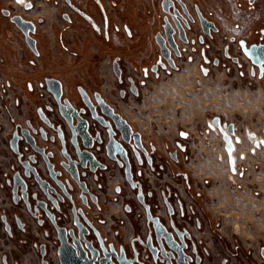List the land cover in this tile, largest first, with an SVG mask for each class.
<instances>
[{"label": "crops", "instance_id": "obj_1", "mask_svg": "<svg viewBox=\"0 0 264 264\" xmlns=\"http://www.w3.org/2000/svg\"><path fill=\"white\" fill-rule=\"evenodd\" d=\"M29 1L33 7L24 10L15 0H0V76L15 83L0 100V169L5 170L11 157L5 142L14 124H24L39 109L35 89L28 84L33 78L29 63L34 61L46 76L72 89L96 92L110 103L145 145L156 151V170L159 159L166 161L159 178L163 185L156 189L157 201L164 192L180 224L184 220L179 217L178 202L186 216L193 212L200 227L189 230L203 256L202 264H262L264 76L252 77L250 70L242 73L233 62L207 66L199 52L190 55L188 48L179 44L185 52L176 60L175 71L152 74L142 96L127 94L122 98L113 64H119L124 76L136 78L145 71L153 73L158 60L153 38L160 31L161 12L155 0ZM183 2L203 13L209 7L208 0ZM260 2L264 4V0ZM3 10L34 24L36 59L20 42ZM218 39L220 36H215L210 57L223 48ZM235 52L231 47L232 55ZM214 118L220 124L233 125L231 157L242 175L236 193L229 188V157L222 135L211 124ZM181 133L186 140H181ZM177 143L185 146V152L177 149ZM172 151L178 152L176 164L167 157ZM170 170L190 180L189 193L182 178L175 182L167 178ZM155 179L151 181L155 183ZM103 215L119 222L118 236L124 243L145 227L142 214L125 212L121 199L110 204ZM28 259H35L33 250L19 256L20 264H27Z\"/></svg>", "mask_w": 264, "mask_h": 264}, {"label": "flooded vegetation", "instance_id": "obj_2", "mask_svg": "<svg viewBox=\"0 0 264 264\" xmlns=\"http://www.w3.org/2000/svg\"><path fill=\"white\" fill-rule=\"evenodd\" d=\"M65 1L68 2V0ZM222 1L223 0H208L209 8L207 9V12L203 13L199 10L205 19L215 26L217 34L213 35L212 38H208L201 33L198 25H196L193 26V30L188 33L189 44H179L180 46L183 45L187 47L190 55H195L199 52L201 60L207 66L213 65L217 67L219 65H226L229 62H233L242 73L250 70L252 77H255L257 74L258 78H260V71L245 57L239 46V42H244L246 48L252 45L264 44V4H261L260 0H235L242 10H252L257 13V17L253 19L249 27L241 32V36L236 38L227 36L213 20V17L218 11L222 12L224 19L228 20V14L225 12L224 3ZM155 2L158 4V9L161 12L160 31L156 33V35H158L162 34V18L164 14L160 7L161 0H155ZM27 3L30 4L29 8H25V4ZM17 4L23 7L24 10H29L33 7L32 2L29 0L21 1ZM194 8L191 9L189 7L192 13L194 12ZM5 13H8V15ZM3 15L9 19V24L15 28L18 38L25 44L22 33L10 22L11 17L19 15H12L9 10H3ZM21 19L26 23H30L22 17ZM30 24L33 26V32L30 33V36L32 37L35 27L34 24ZM215 36H220L223 39V48L219 49L214 56L210 57L208 52L216 42ZM155 37L153 38V43ZM201 38L202 42H200ZM232 40L234 42H231ZM197 46H200L201 49L197 50ZM155 47L158 53V60L152 71L153 73L145 71L136 78L124 76L119 64L116 62L114 64L118 65V74L120 75L117 77L113 64V72L117 79V85L122 98L127 94L132 95L133 97L142 96L143 91L147 87V80L152 74L157 76L162 72L171 74L177 69L176 60L182 57L185 49L180 47L181 56L179 58H174L173 56L175 68L172 69L161 57L158 47L156 45ZM231 47H235L236 52L234 55L231 53ZM27 49L32 52L28 47ZM37 56L38 52L37 54H34V59H36ZM29 65L32 68L31 74L33 78L29 80L28 84L31 90L35 89L38 97L39 109L37 110L36 116L25 121L24 124L15 123L13 132L5 142V146L11 157L6 161L7 164L5 165V170L3 171L0 169V264H20L19 256H27L31 250L35 253V259H28L27 264H42V262H46L47 264H60L58 257V249L60 247L58 230L61 233H66L68 239V231H77L75 221L88 231V235L85 236V239L92 245L93 250L96 251L97 258L95 264L98 263L99 259L106 257L108 258H106L107 260L105 264L114 262L112 252L114 250L118 251L120 248L124 250L126 257L131 259L133 258L132 248L139 249L137 240L141 239L142 241H146L149 236H153L152 223L146 220L144 206L149 208L152 217L158 218L160 224L168 231H172L170 225L173 224L174 227L183 234L184 242L187 246L185 255L190 258V261L187 262L185 260V263L202 264L203 256L198 249V243L194 240L192 233L189 230V227H200L192 216L193 212H190V215L186 216L183 205L178 202V208L180 211L179 217L184 220V222L180 224L177 221V214L170 199H164V192L161 194V201H157L156 189H160L163 185V181L161 183V179L159 181V178H162L161 173L165 169L164 165L166 164V161L159 159L160 165L158 170H156L155 161L153 159V155L156 151L145 145L141 135L135 132L130 124L116 113L112 105L103 99L98 93L89 92L82 87L77 89L69 88L59 79L48 77L43 74L41 66L38 64L36 65V62L32 61ZM46 80L59 81L62 85V99L70 101L71 105L81 112V118L87 122L88 132L90 134L94 133V131L102 132L106 140L105 143L98 146L99 150L93 148L91 151L95 157L96 163L94 170H79L76 182L64 175L57 167L53 168L54 181H51L48 177V171L44 169L42 162L37 160L36 164L31 166L32 168H35L33 169L35 170L36 177H40V181L42 182L46 181L49 183L53 190L52 193L46 194L45 196L41 189L34 183L33 179L26 180L28 185V202L30 205V210H28L21 200L17 203L13 200V178L17 173L18 176L21 177L23 168L18 162V157L11 151L9 141L12 135L15 132L19 133L21 129L28 130V126H32L35 129L37 126H41L45 131L44 135L46 141L37 135L35 136L36 146L40 149H45L46 153L47 151L53 150L59 156V149L56 148L55 144L49 142V139L56 136V134L42 123L46 121H58L59 124L62 123L58 116L57 106L53 96L46 89ZM14 84V81L7 80L0 76V100L4 97L7 87L13 86ZM132 85L136 88L137 96H134L130 91ZM83 99H85L84 101H86L90 107L96 108L94 111V117L96 119L101 117L105 124L110 125L109 131L114 134L112 120L110 118L102 117L100 115V110L97 108L99 102L108 105L112 109L113 114L119 115L130 126L132 133H136L140 136L139 143L144 152L136 151V155H134L130 146L123 144L118 135H113V140L121 143L126 161L120 159L118 155L115 156V160L109 159L106 150L104 149V146L108 142V134H105V131L90 118L88 110L83 103ZM16 104H18L17 101ZM106 131H108V129H106ZM180 137L182 141L186 140L185 135H180ZM178 145L183 147L184 151H181ZM176 146L181 152H185L184 145L177 143ZM18 147L19 150L22 151L25 147L24 142L19 141ZM177 153V151H172L167 156L168 160L173 164L178 163ZM28 155H30L29 151L24 152L21 161H26ZM126 168H128L130 181L135 185L134 187H132L127 180ZM156 171H158L157 174H155ZM31 177L33 178L32 175ZM151 178H156L155 183L151 181ZM167 178L174 182L182 178L185 190L189 193L190 180L185 175L180 174L175 170H170ZM240 178H242V175ZM164 189L171 194L170 187L166 188L165 185ZM238 189H240V183ZM33 194H36L37 197L35 201L31 199ZM139 195L142 197L144 205L140 203ZM117 197H120L121 206L125 212H135L140 216L142 214L145 223L144 229L137 230L135 237L129 243H124L118 236L117 228L119 222L111 218H106L103 215V213L109 208L110 204H116V202L120 200L119 198L117 200ZM36 201L43 202L45 207L43 209L41 207H36ZM95 231L98 232L99 236L95 235ZM41 247H43L42 250ZM8 248L10 249L9 252L6 251ZM41 252H44V256H41ZM139 252L140 256L138 259L142 264H165V261L160 256H158L155 261L153 260L152 255L146 250L140 249ZM87 257L90 258L89 256ZM260 258L262 264H264V247L261 248ZM243 259L249 263L247 258ZM244 260L242 262H244ZM172 264H175V262L172 261Z\"/></svg>", "mask_w": 264, "mask_h": 264}, {"label": "water", "instance_id": "obj_3", "mask_svg": "<svg viewBox=\"0 0 264 264\" xmlns=\"http://www.w3.org/2000/svg\"><path fill=\"white\" fill-rule=\"evenodd\" d=\"M15 1L16 3H20L25 0H19V2L18 0ZM29 7V3L25 4V8ZM160 7L164 14L162 18V34L156 35L154 43L158 47L160 55L167 65L174 69L173 56L174 58H179L181 56V49L178 44H189L188 33L193 30V26L198 25L201 33L208 38H212L213 35L217 34V29L211 22L205 19L198 7H195L192 13L182 0H161ZM5 14L8 15V13ZM10 22L22 33L27 47L34 54H37L35 40L30 36V33L33 32V26L30 23L24 22L19 16L11 17ZM200 42H202V38ZM231 42L234 41L232 40ZM239 46L248 61L260 71L259 77L262 78L264 75V44L252 45L246 48L245 43L241 41L239 42ZM114 71L117 77H119L117 64H114ZM45 86L47 91L53 96L57 106V113L62 123L59 124L58 121H46L42 123L56 134V136L49 139V142L55 144L56 148L59 149V156L53 150L47 151L46 153L45 149H40L36 146L35 136L39 135L46 141L44 135L45 131L41 126H37L35 129L32 126H28V130L21 129L19 133L15 132L9 141L11 151L18 157V162L23 168L22 176L19 177L17 173L13 178V200L15 203L21 200L28 210H30V205L28 202V185L26 180L33 179L34 183L41 189L45 196L46 194L52 193L53 190L49 183L46 181L42 182L40 181V177H36L35 168L33 167V169L31 166L36 164L37 160L42 162L44 169L48 171V177L51 181H54L53 168L57 167L64 175L76 182L79 170H94L96 163L95 157L91 151L93 148L99 150L98 146L105 143L106 140L102 132L94 131L92 134L88 132L87 122L81 118V112L73 107L70 101L62 99L63 91L59 81L46 80ZM130 91L134 96H137L136 88L133 85ZM84 100L85 99H83V103L88 110L90 118L105 131V134H108V142L104 146V149L109 159L115 160V156L118 155L120 159L126 161L121 143L114 141L113 135H118L123 144L130 146L134 155H136V151L144 152L139 143L140 136L136 133H132L130 126L119 115L113 114L112 109L108 105L99 102L97 108L100 110V115L102 117L112 120L114 134L109 131L110 125L105 124L101 117L99 119L94 117L96 108L90 107ZM211 124L218 129L222 135L224 150L229 157V165L232 169L233 159L231 154L234 147L231 136L234 134L233 125L220 124L218 118L212 119ZM106 129H108V131H106ZM19 141H23L25 144L22 151H20L18 147ZM178 146L180 147V145ZM180 150L184 151V148L180 147ZM27 151L30 152V155H28L26 161H21L23 153ZM126 173L127 180L130 182L131 186L134 187L135 185L130 181L128 168H126ZM36 198V194H33L31 199L35 201ZM139 200L140 203L144 205L140 195ZM35 204L36 207H41L42 209L45 207V204L41 201H36ZM144 210L146 220L152 223L153 236H149L146 241H142L141 239L137 240L139 249L132 248L133 258L131 259L126 257L122 248L118 251L114 250L112 252L114 262L110 264H142L138 259L140 256V249L146 250L152 255L155 261L157 257L160 256L165 261V264H172V261H174L175 264H187L185 260L188 262L190 258L185 255L187 246L184 242L183 234L180 233L173 224L170 225L172 231H168L160 224L158 218L152 217L147 206H144ZM75 226L77 227V231H68V239L66 233H61L58 230V239L60 241L58 257L60 264H95L97 258L96 251L93 250L92 245L85 239V236L88 235V231L76 221ZM94 233L96 236H99L98 232L95 231ZM42 249L43 247H41V250ZM41 256H44V252H41ZM106 258L99 259L97 264H105ZM42 264L47 263L42 262Z\"/></svg>", "mask_w": 264, "mask_h": 264}, {"label": "built area", "instance_id": "obj_4", "mask_svg": "<svg viewBox=\"0 0 264 264\" xmlns=\"http://www.w3.org/2000/svg\"><path fill=\"white\" fill-rule=\"evenodd\" d=\"M222 2L228 14V20L224 19L220 11L216 12L213 20L227 36L237 38L241 36L243 30L249 27L253 19L257 17V13L252 10H242L235 0H223ZM207 135V133L204 135L205 140H207ZM240 176L241 172L235 168L233 163L228 181L232 189H235L234 191L239 188Z\"/></svg>", "mask_w": 264, "mask_h": 264}, {"label": "rangeland", "instance_id": "obj_5", "mask_svg": "<svg viewBox=\"0 0 264 264\" xmlns=\"http://www.w3.org/2000/svg\"><path fill=\"white\" fill-rule=\"evenodd\" d=\"M209 8V7H208ZM207 8V9H208ZM207 9H206V11H205V13L207 12ZM20 40V42H22V40L21 39H19ZM218 40H220L219 42L221 43V44H223V39L220 37V39H218ZM23 43V42H22ZM228 183H229V188H230V190H231V192H234V193H236L239 189H236V191H234L233 189H232V186H231V184H230V182L228 181Z\"/></svg>", "mask_w": 264, "mask_h": 264}, {"label": "snow or ice", "instance_id": "obj_6", "mask_svg": "<svg viewBox=\"0 0 264 264\" xmlns=\"http://www.w3.org/2000/svg\"><path fill=\"white\" fill-rule=\"evenodd\" d=\"M18 2H19V0H18ZM185 134L184 133H181V136H184Z\"/></svg>", "mask_w": 264, "mask_h": 264}, {"label": "bare ground", "instance_id": "obj_7", "mask_svg": "<svg viewBox=\"0 0 264 264\" xmlns=\"http://www.w3.org/2000/svg\"><path fill=\"white\" fill-rule=\"evenodd\" d=\"M196 99V98H195ZM202 101V100H201Z\"/></svg>", "mask_w": 264, "mask_h": 264}]
</instances>
